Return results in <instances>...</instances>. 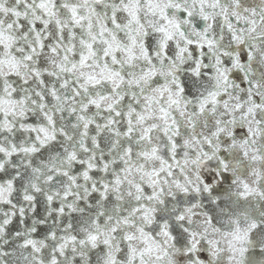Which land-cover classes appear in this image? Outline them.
<instances>
[{
	"label": "snow or ice",
	"instance_id": "obj_1",
	"mask_svg": "<svg viewBox=\"0 0 264 264\" xmlns=\"http://www.w3.org/2000/svg\"><path fill=\"white\" fill-rule=\"evenodd\" d=\"M0 264H264V0H0Z\"/></svg>",
	"mask_w": 264,
	"mask_h": 264
}]
</instances>
